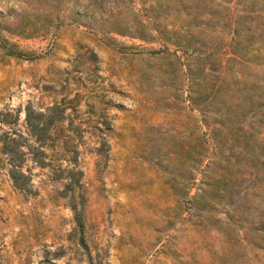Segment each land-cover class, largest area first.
<instances>
[{
  "label": "rangeland",
  "instance_id": "obj_1",
  "mask_svg": "<svg viewBox=\"0 0 264 264\" xmlns=\"http://www.w3.org/2000/svg\"><path fill=\"white\" fill-rule=\"evenodd\" d=\"M0 264H264V0H0Z\"/></svg>",
  "mask_w": 264,
  "mask_h": 264
},
{
  "label": "trees",
  "instance_id": "obj_2",
  "mask_svg": "<svg viewBox=\"0 0 264 264\" xmlns=\"http://www.w3.org/2000/svg\"><path fill=\"white\" fill-rule=\"evenodd\" d=\"M252 1V0H249ZM252 2H250L249 4H251ZM247 12H251L253 11L251 8V5H247ZM171 43H173L174 45H179L177 44L176 41H171ZM2 46H7L8 47V54L14 55V56H21L23 55V53L16 49V48H12L11 45L6 44V42L2 43ZM159 50V48L153 50V51H157ZM244 60H249V61H253L251 59L245 58ZM257 63H259V60L256 61ZM253 62V63H256ZM256 63V64H257ZM49 108H53V106H50ZM51 111L48 110V112L46 113L47 115L43 116L44 113L41 111H37V112H33L32 110H26L25 114H24V122L28 125V127L30 128V130L34 131L36 128L42 131H47V128H49V125L52 123V120L54 119V116L49 113ZM5 132V131H4ZM6 134V132H5ZM64 143V140L63 142ZM19 142L14 139L13 136L9 137V138H4L2 139V143H1V150L6 153L10 166L8 168V176L11 178L12 183L14 186L18 187V188H23L26 184V179L24 180L23 178H27L24 177L25 175H23V173L19 170V165H20V157H21V151L18 148ZM64 168L66 169V173L64 175H62L60 172L55 173L53 178L54 179H68L66 181L62 182V186L65 189H70L74 183L77 182L76 180V176H73L71 174H73V170L69 167L67 168L66 166H64ZM60 171H62L63 169H59ZM77 173H80V171H77ZM72 177L75 180H72ZM20 178V179H19ZM72 207L74 206L72 200H69Z\"/></svg>",
  "mask_w": 264,
  "mask_h": 264
}]
</instances>
